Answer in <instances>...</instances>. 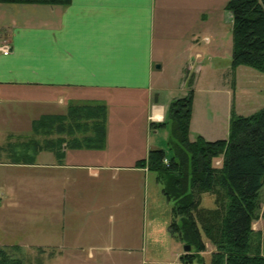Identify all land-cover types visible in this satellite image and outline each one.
<instances>
[{
	"label": "crops",
	"instance_id": "obj_1",
	"mask_svg": "<svg viewBox=\"0 0 264 264\" xmlns=\"http://www.w3.org/2000/svg\"><path fill=\"white\" fill-rule=\"evenodd\" d=\"M205 12L202 7H190L188 0H72L67 6L0 3V40L12 43L11 53L0 56V114L6 121L12 117L19 120L10 129L8 141H0V246L53 249L56 255L51 260L56 264H109L107 257L96 251L112 247L130 256L128 264L144 257L136 236L122 235L117 241L115 232L75 224L63 229L58 221L67 201L75 203L69 205L70 216L91 214L93 183L98 177L109 181L123 170L151 173L135 164L152 148H161L157 139L150 138L151 133H159L152 123L162 122L172 100L183 97L176 95L177 90L187 94L189 89L186 78L164 97V85L159 86L157 74L164 67L161 53L172 39L167 27L174 15L184 24L192 16L201 19ZM192 40H185L186 50L194 53ZM195 54L200 55L198 51ZM180 71L184 75V67ZM75 90H93L103 97L110 91L128 93L137 101L133 106L136 111L131 119L121 120L114 117L116 108L111 112L108 105L104 149L28 146L32 135L26 137L21 131L42 116L65 114L67 111H61L65 105L85 96L70 93ZM236 105L233 100L230 116ZM196 121L193 111L190 135ZM13 133L20 140L12 141ZM198 134L216 138L202 131ZM9 210L15 211V218ZM155 241L159 243H151L152 264L161 263L159 258L165 262L157 249L180 258L185 250L178 239L172 242L165 236ZM46 260L38 257L37 264H46ZM119 262L126 264L122 259L111 260Z\"/></svg>",
	"mask_w": 264,
	"mask_h": 264
},
{
	"label": "trees",
	"instance_id": "obj_2",
	"mask_svg": "<svg viewBox=\"0 0 264 264\" xmlns=\"http://www.w3.org/2000/svg\"><path fill=\"white\" fill-rule=\"evenodd\" d=\"M72 0H0L67 6ZM233 14L232 65L264 72V0H229ZM191 84V82L189 81ZM188 83V84H189ZM194 90L169 104L157 127H169L168 150L152 148L135 166L156 174L162 192L172 202L170 234L190 245L182 259L193 264H264V220L260 190L264 185V107L242 115L232 107L227 138H190ZM107 105L72 103L65 114L42 116L33 122L28 146L104 149L107 145ZM50 135H55V137ZM43 138V139H41ZM63 157L64 153L60 152ZM222 158L221 165L214 160ZM205 193L215 207L202 206ZM209 240L215 250L210 262L202 254ZM17 247L16 245L10 246ZM9 247L0 246V264H24Z\"/></svg>",
	"mask_w": 264,
	"mask_h": 264
},
{
	"label": "rangeland",
	"instance_id": "obj_3",
	"mask_svg": "<svg viewBox=\"0 0 264 264\" xmlns=\"http://www.w3.org/2000/svg\"><path fill=\"white\" fill-rule=\"evenodd\" d=\"M228 1L188 0L190 7L195 5L196 7H202L206 11L202 14L201 19L192 16L189 17L187 23L180 24L183 22L178 19L177 15H174L171 17V26L167 27V33H170L172 39L168 41L165 53H161L164 67L157 74L160 81L159 86L161 84L164 85V97L169 94L171 89L179 87L185 78L188 83L189 81L191 82V84H188V92L191 88L194 90L195 102L193 103V111L197 120V124L190 135L192 140L196 138L198 131L209 133L212 137L216 135V138L219 139L227 138L230 131L231 116L229 112L233 100H237L236 112L243 115L252 114L264 107V72L247 65H240L236 68L232 65L233 14L226 7ZM182 19L185 20L184 18ZM189 37L190 39L193 38L192 42L196 46L194 53L186 50L187 44L185 40L189 39ZM178 38H181V40H178ZM180 45L182 48L178 52L177 47H180ZM182 50L183 57H181ZM197 51L200 53L199 56L195 54ZM182 67L185 70L184 75L180 74ZM82 91L75 90L70 92L71 94H76V97L85 95L82 96L83 99H78L74 102L80 104L104 103L103 100L106 97L107 110L110 107L112 112V109L116 108V111H114L115 118L126 120L134 116L136 109L133 106L136 105L137 101H134L135 99L133 100V97L128 93L110 91L103 97L102 94V96H98L100 93L93 90L92 92ZM176 92V95H186L180 89ZM156 94L159 95V92H155L154 98ZM67 107L68 105H65L61 111H67ZM12 118L6 121L0 114V141L2 143L8 141L7 136L10 133V129H14L15 125L18 124V118ZM108 124L109 121H107V126ZM158 129L159 133L156 135L151 133L150 138L152 141L157 139V145L168 150L170 128L159 126L157 127ZM21 132L23 135L26 133V137L34 136L30 125ZM18 137L17 134L13 133L11 139L16 142L20 140ZM25 139L24 136L23 140ZM221 161V157L216 158L214 165L220 166ZM105 174L107 173L103 175ZM260 194L264 201V185L260 190ZM92 201L91 214L85 217L70 216L69 205L74 206L75 203L67 201L64 207V215L59 217L58 227L67 229L75 224L78 227L86 225L93 228H103V232H115L117 241H120L119 238L122 235L125 238L136 236L140 242L137 246L139 253H144V257H137L134 260L135 264H152L151 260H154L151 258V243L153 245L159 243L158 241L154 242L155 238L162 239L166 236L168 240L176 241V238L174 239L169 232L173 204L163 194L162 185L157 181L156 174L153 172L150 174H137L131 170H123L116 179L110 178L109 181L101 180L98 177L93 183ZM70 202L71 204H69ZM202 206L215 207L214 196L205 193L202 199ZM262 206L264 207V202ZM102 209L107 211V216ZM124 212L127 213L125 214ZM8 213L14 215L15 211L9 210ZM253 226L256 230H263L264 220L262 218L256 220ZM205 241L207 247L206 251H204L206 252L205 258L207 262H210L215 246L209 240ZM64 243L68 245L69 242L65 240ZM183 245L185 248V244ZM16 246V248L9 247L8 249L14 256L21 258L24 264H37L38 257L47 259V263L45 261L46 264H56L53 261L55 259L51 260L52 256L56 255V250ZM142 248H144L143 251ZM61 249L66 250L64 248ZM165 251V249H162V252L157 249V252L161 254L160 256L163 257L165 262L162 263V259L159 258L158 261L161 263L155 264H193L182 259V256L189 251L184 250L181 258L179 255L173 257L168 253L166 256L163 254ZM96 253L106 256L109 264H113L111 260L114 261L115 259H122L126 264L132 261L129 255L122 250L114 251L113 247L108 249L101 248ZM126 258L130 260L126 261Z\"/></svg>",
	"mask_w": 264,
	"mask_h": 264
},
{
	"label": "built area",
	"instance_id": "obj_4",
	"mask_svg": "<svg viewBox=\"0 0 264 264\" xmlns=\"http://www.w3.org/2000/svg\"><path fill=\"white\" fill-rule=\"evenodd\" d=\"M12 51V43L8 39L0 40V56L9 55Z\"/></svg>",
	"mask_w": 264,
	"mask_h": 264
},
{
	"label": "water",
	"instance_id": "obj_5",
	"mask_svg": "<svg viewBox=\"0 0 264 264\" xmlns=\"http://www.w3.org/2000/svg\"><path fill=\"white\" fill-rule=\"evenodd\" d=\"M157 67L160 68L161 65L160 64H157ZM157 101H158V94H156V96H155V102H157ZM190 249H191V246L190 245H185V250L186 251H190Z\"/></svg>",
	"mask_w": 264,
	"mask_h": 264
}]
</instances>
